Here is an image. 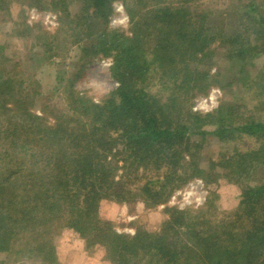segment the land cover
Wrapping results in <instances>:
<instances>
[{
	"label": "trees",
	"instance_id": "obj_1",
	"mask_svg": "<svg viewBox=\"0 0 264 264\" xmlns=\"http://www.w3.org/2000/svg\"><path fill=\"white\" fill-rule=\"evenodd\" d=\"M68 1L50 4L66 14ZM113 1L91 0L95 11L82 18L98 16L106 25ZM188 1H126L132 35L103 29L98 42L86 48L98 54L113 51L110 72L118 85L100 102L75 93L70 106L78 111L68 118L62 114L50 122L45 112H32L40 95L38 80L26 86L21 76L5 73L7 60L0 62V252L55 264V238L67 229L83 238L88 249L103 248L111 264H264V179L249 183L264 169V122L228 127L234 117L233 106L226 103L211 114L190 111V98L197 91L188 96L194 85L186 77L203 59L208 40L220 39L226 49L228 44L229 55L236 54L240 62L246 58L245 41L226 35L222 27L208 39V32L217 29L206 21L210 11L185 12ZM258 9L251 4L240 23L245 31H253L254 44L247 41L250 48L245 50L249 59L264 53V17ZM151 66L158 80L148 85ZM207 77L200 72L196 79ZM197 84L199 92L209 87L201 79ZM212 119L215 128L202 134L222 142L236 132L238 138L247 133L262 138L260 147L234 148V154L220 162L227 169L223 176H237L242 182L236 207L222 215L215 204L216 189H208L205 206L166 207L169 216L158 231L140 229L133 235L118 232L113 221L101 216L105 200L127 204L140 199L153 207L168 201V183L179 182L172 190L195 176L206 186L218 183L216 163L208 172L198 152L191 151L192 143L177 147L179 139H189ZM119 146L124 165L116 179V164L109 157ZM184 149L191 151L189 160L180 156ZM131 152L136 159L129 157ZM143 168L162 172L139 185Z\"/></svg>",
	"mask_w": 264,
	"mask_h": 264
},
{
	"label": "rangeland",
	"instance_id": "obj_2",
	"mask_svg": "<svg viewBox=\"0 0 264 264\" xmlns=\"http://www.w3.org/2000/svg\"><path fill=\"white\" fill-rule=\"evenodd\" d=\"M36 1L0 0V62L7 60L4 62L5 73L21 76L26 86L35 79L38 80L39 83L35 86L40 95L33 102L31 111L39 115L45 112L48 120L55 122V116L64 114L68 118L76 114L75 111L78 110H73L70 106L71 98L75 93L83 99L89 98L94 102H100L118 85L110 72L113 51L98 54L87 49L98 42V35L103 29H114L131 36L132 17L126 4L128 0L112 2V13L106 25H103V21L98 16L82 18L95 11L91 0H69L66 14L55 11L50 0L43 2L41 0L40 3ZM251 4L258 6V14L264 17V0H190L185 7V12L188 10L194 15L201 9L210 11L206 21L212 28L217 29L214 30L215 32H208L210 33L208 39L218 33V27H222L226 35L231 33L232 36L238 37L239 42L245 41L243 53L245 52L246 58L240 62L236 54L229 55L228 44L226 49L220 44L222 40L211 39L210 43L208 40L201 51L205 53V55L201 54L203 59L197 61L186 76L191 87L194 85L193 91L191 90L188 96L197 91V94L190 98V111L198 115H206L216 111L221 104H230L233 106L231 113L234 118L232 123L229 122L228 127L242 123L264 122V104L261 103L264 101V95L259 96L261 84L264 83V53L261 52L257 57L249 59L250 55L245 50L250 48L247 41L254 44L253 31L248 29L245 31L240 25L243 22L242 13L250 9ZM149 40L152 41L151 36L146 38L148 45ZM206 47H209L212 53L206 52ZM15 62L18 65L14 67ZM200 72L208 74V77L196 79ZM147 77L148 85L158 80L153 66L150 67ZM191 79L197 82L201 79L202 84L209 87L206 91L199 92L197 82ZM17 83L16 78L14 85L16 89ZM159 85L158 83L153 87L155 92L160 89ZM30 88L31 86L28 89ZM215 122V119H212V122L207 121L197 133L189 135V139H179L177 147L184 148L187 141L189 144L192 143L191 151L198 152L200 165L208 172L216 163L214 171L220 174L218 183H210L206 186L199 176L191 178L173 190L171 188L179 182L171 184L172 186L168 183L166 190L170 193L168 201L153 207H147L140 199L127 204L118 203L116 200H105L102 204L101 216L113 221L118 232L133 235L140 229L158 231L169 216L167 210L169 207L196 209L205 206L208 189H216L215 204L217 211L222 215L236 207L240 192L239 185L242 182H239L241 180H238L237 176H223L227 169L220 166V162L233 155L234 148L244 151L255 146L260 147L262 138L261 135L257 137L248 133L243 135V138H238L236 132L222 142L217 136L201 133L214 129ZM121 151H123L122 147H116L113 150V157H109V160L116 164V179H119V175L123 173L124 154ZM191 151L184 149L180 156H185L186 160H189ZM129 157L136 159L137 154L131 152ZM161 172L156 169L139 170V173H142L139 185L154 180ZM253 177L249 181L251 185L264 179V169ZM55 246L57 249L55 264H111L103 248L96 246L88 249L85 240L71 230L65 229L56 236ZM0 264L44 263L21 257L19 254L0 252Z\"/></svg>",
	"mask_w": 264,
	"mask_h": 264
}]
</instances>
